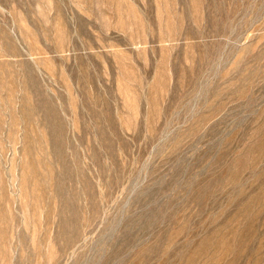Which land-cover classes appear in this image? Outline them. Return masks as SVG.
<instances>
[{
	"label": "rangeland",
	"instance_id": "374dc122",
	"mask_svg": "<svg viewBox=\"0 0 264 264\" xmlns=\"http://www.w3.org/2000/svg\"><path fill=\"white\" fill-rule=\"evenodd\" d=\"M0 264H264V0H0Z\"/></svg>",
	"mask_w": 264,
	"mask_h": 264
}]
</instances>
